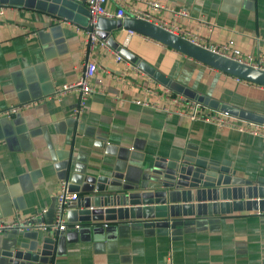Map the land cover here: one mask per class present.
Wrapping results in <instances>:
<instances>
[{
    "label": "crops",
    "instance_id": "0c3cea01",
    "mask_svg": "<svg viewBox=\"0 0 264 264\" xmlns=\"http://www.w3.org/2000/svg\"><path fill=\"white\" fill-rule=\"evenodd\" d=\"M141 1L133 5L144 10L146 0ZM156 1L183 8L189 18L179 25L206 44L233 40L255 64L264 60V0ZM107 8L114 11L113 0ZM1 11L0 114L10 106L32 105L10 118L0 115V220L46 209L34 224L51 225L60 181L80 178L88 189L86 181L99 177L128 184L139 179L146 163L171 150L229 162L242 179H264L263 139L137 104L168 106L161 95L146 92L156 81L141 69L121 75L123 66L108 52L95 54L91 86L96 92L74 120L79 96L56 98L54 92L80 76L86 36L75 26L88 27L23 7L0 5ZM110 35L185 87L264 117L263 87L236 81L144 36L128 37L125 30ZM252 210L193 217L173 229L127 221L70 223L48 261L38 264H264V215L248 214ZM74 224L80 227L75 230ZM46 233L35 228L0 235V245L12 236L24 249L36 242L41 246Z\"/></svg>",
    "mask_w": 264,
    "mask_h": 264
},
{
    "label": "water",
    "instance_id": "95a60500",
    "mask_svg": "<svg viewBox=\"0 0 264 264\" xmlns=\"http://www.w3.org/2000/svg\"><path fill=\"white\" fill-rule=\"evenodd\" d=\"M0 5L35 10L81 27H87L89 22V14L84 5L72 0H0ZM94 28L100 40L106 41L111 48L163 87L211 111L264 126L263 116L223 104L185 87L117 44L110 34L117 30L133 32L208 68L264 88L263 70L225 58L137 18H98ZM236 172L229 162L195 159L178 150H171L166 156L155 157L153 162L146 163L139 179L128 184L99 177L86 181L90 186L88 189L84 187L83 179L71 182L70 192L90 196L79 197L69 203L66 222L69 225L77 222L127 221L152 223L161 228L173 229L193 217L229 215L251 208L255 209L252 211H264V179H242L237 177ZM59 234L57 231H48L41 238V246L36 242L25 249L16 237H3L0 264L46 263L54 245L59 244Z\"/></svg>",
    "mask_w": 264,
    "mask_h": 264
},
{
    "label": "built area",
    "instance_id": "2783aa9c",
    "mask_svg": "<svg viewBox=\"0 0 264 264\" xmlns=\"http://www.w3.org/2000/svg\"><path fill=\"white\" fill-rule=\"evenodd\" d=\"M74 2L84 5L88 14L89 22L88 28L83 30L78 26H75L77 31H81L86 36V44L83 49V64L81 74L73 83L63 84L56 88L54 97L61 98L66 94L75 93L79 96V103L72 111V117L77 120L85 100L93 92H96L95 88L91 86V81L95 76L97 70L96 56L98 52H108L113 56L115 62L120 63L124 70L121 75H124L129 70L137 71L139 68L132 65L125 60L119 53L112 51L106 41L100 40L95 34V23L98 18L105 19H119L137 18L151 22L173 34L179 35L186 40L197 44L201 47L210 50L213 53L221 55L225 58L234 60L241 64H246L251 67L264 71V60L258 58L257 64L253 62L251 54L243 53L234 43L233 40H227L221 44L207 43L203 38L197 34L189 33L179 25L181 19H188L189 14L183 8H174L172 6H166L156 0H146L145 9L139 10L133 5L134 0H113L115 4L114 11H110L107 5L111 0H72ZM142 2L141 0H135ZM3 9V8H2ZM1 9V10H2ZM2 11L0 12V14ZM68 22V21H66ZM133 32L128 31V37ZM150 80V79H149ZM236 81H240L235 79ZM151 81V80H150ZM148 94L161 95L168 106H162L150 101L138 102L141 106H147L152 108H160L163 111L172 113L186 118L189 121H200L207 124L214 125L218 129L235 130L239 133H246L251 136L259 137L264 140V126L242 121L237 118H233L224 113L210 111L209 109L201 106L200 104L187 99L179 94H176L169 89L154 83L151 81L146 89ZM32 104L14 105L7 108L0 115L5 118H10L22 109L30 107ZM55 204H54V219L51 225H45L40 223L35 226L34 221L41 218L46 209H41L38 214L23 217L20 213H15L9 220H0V235L10 233L12 231L28 232L35 228L42 231H57L63 232L68 229V224L65 220V214L68 210L69 203L77 200V194L69 191V183L67 181H60L55 191ZM93 208H89L92 210ZM99 209V207H98ZM248 214L264 215V211H249ZM34 224V225H33ZM80 224H74L73 229H78Z\"/></svg>",
    "mask_w": 264,
    "mask_h": 264
}]
</instances>
